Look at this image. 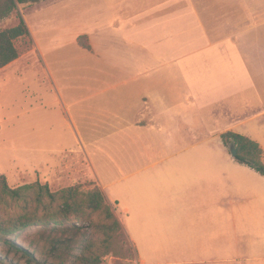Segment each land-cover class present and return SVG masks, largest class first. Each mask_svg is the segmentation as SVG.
<instances>
[{"label": "crops", "instance_id": "crops-1", "mask_svg": "<svg viewBox=\"0 0 264 264\" xmlns=\"http://www.w3.org/2000/svg\"><path fill=\"white\" fill-rule=\"evenodd\" d=\"M56 1L77 8L78 28L39 40L26 24L41 92L28 125L8 131L28 143L0 139V174L100 188L144 264L264 258L252 253L264 249V206L245 203L260 173L234 157L175 160L201 129L243 133L264 152V0ZM22 59L0 68L3 93Z\"/></svg>", "mask_w": 264, "mask_h": 264}, {"label": "trees", "instance_id": "trees-1", "mask_svg": "<svg viewBox=\"0 0 264 264\" xmlns=\"http://www.w3.org/2000/svg\"><path fill=\"white\" fill-rule=\"evenodd\" d=\"M26 1L0 0V18ZM18 15L16 25L0 30V68L30 49L16 44L18 39L30 37L24 18ZM82 39L80 36L79 42L87 46ZM221 139L226 147L236 148L233 157L238 162L264 175L263 150L256 141L233 131L223 132ZM93 215L103 218L96 220ZM28 227L36 228L35 235L24 245L13 235ZM88 228L95 236H90ZM122 228L98 187L84 191L79 185H70L51 190L47 183L39 181L11 187L5 175L0 174V243L19 252L26 264H102V257L109 252L122 257L121 249L112 248L110 241L112 232ZM97 234L103 237L98 240Z\"/></svg>", "mask_w": 264, "mask_h": 264}, {"label": "rangeland", "instance_id": "rangeland-1", "mask_svg": "<svg viewBox=\"0 0 264 264\" xmlns=\"http://www.w3.org/2000/svg\"><path fill=\"white\" fill-rule=\"evenodd\" d=\"M56 2V0H38L36 2H30L27 0L25 4H17V10L6 17L0 18V30L16 25L18 23L19 13L24 18L26 24L31 28L33 36L39 40L45 39L47 30H57L62 27L78 28L77 8L73 7L72 9L61 10L62 6L54 4ZM81 41L83 43L86 42L84 37ZM16 44L20 47L30 46V48H32V36L18 39ZM28 54L29 51H25L19 56L20 58H23L20 63L21 71H19L18 74L10 73L9 77L12 79H10L8 84L9 90L6 93L0 91V139L8 138L10 141L23 145L28 143V136L25 130L21 129L17 133L12 132L10 134H8V131L9 128L13 126L25 127L28 125L30 116L29 110L35 102V97H33V95L41 92L39 90V83L35 81V74L39 73V63L37 59H35L34 54L30 57ZM38 75H40V73ZM13 78L15 79L13 80ZM27 89H29V92L26 91ZM180 103L182 106H188L198 104L199 102ZM14 115L15 118L12 121L4 122V119H8V117H12ZM206 129H208V127H206ZM213 129L218 130L220 128L217 126ZM204 131L205 129H201L199 133H197L196 138L192 140V142L197 141L195 146L186 149L184 147L187 142H182L180 153L175 155V160H231L229 158H233L230 150L232 147H226L223 144L221 136L217 132H212L210 130L205 133ZM262 135L264 140V134ZM24 179L25 183H31L28 178ZM7 183L11 187H16V184L9 183L8 180ZM73 185H79L84 191L94 188L84 186L89 185L87 182L80 184L75 183ZM61 186L62 184L49 187L51 190H57L60 189ZM248 188V186H245L246 190ZM254 188L255 190H258L259 193L256 194L257 196L252 199V201H245V203L264 206V175H259V180L255 181ZM109 204L115 215L118 217L115 204L112 202H109ZM119 214L124 219V214L120 211ZM93 217L96 220H102L103 218V216L98 217L96 215H93ZM85 224H88V222ZM262 226H264V224ZM35 229V227H28L14 234L13 237L15 240L23 243L24 245H28L34 238ZM88 230L90 232V236H95L91 228H88ZM101 237H103L102 234H97L98 240H100ZM110 241L112 248L121 249L123 258L116 257L114 253L109 252L107 255L102 257V264H144L140 261V258L138 259L136 256L135 246L131 244L124 227L119 232H112ZM252 253L253 255H264V249L259 248ZM246 255H249V253H246ZM0 264L26 263L25 258L21 256L19 252L10 248L5 243H0ZM161 264L170 263L163 261ZM245 264H264V258L260 257L254 260L248 259V261H245Z\"/></svg>", "mask_w": 264, "mask_h": 264}, {"label": "water", "instance_id": "water-1", "mask_svg": "<svg viewBox=\"0 0 264 264\" xmlns=\"http://www.w3.org/2000/svg\"><path fill=\"white\" fill-rule=\"evenodd\" d=\"M232 156H235L237 154V150L235 147H232L231 149Z\"/></svg>", "mask_w": 264, "mask_h": 264}]
</instances>
